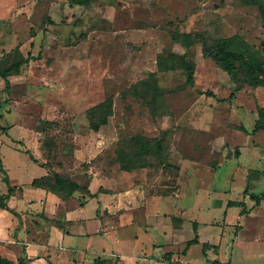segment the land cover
Segmentation results:
<instances>
[{
    "label": "rangeland",
    "instance_id": "1",
    "mask_svg": "<svg viewBox=\"0 0 264 264\" xmlns=\"http://www.w3.org/2000/svg\"><path fill=\"white\" fill-rule=\"evenodd\" d=\"M222 51L237 58L231 76L215 59ZM255 78L264 80V0H0L9 184L29 195L43 167L37 186L69 207L85 201L94 175L103 191L123 172L127 239L149 226L136 217L149 200L165 198L152 205L179 228L174 262L264 264V130L253 132L264 86ZM55 176L84 189L69 192ZM229 200L239 203L225 209ZM194 226L199 242L184 250Z\"/></svg>",
    "mask_w": 264,
    "mask_h": 264
},
{
    "label": "crops",
    "instance_id": "2",
    "mask_svg": "<svg viewBox=\"0 0 264 264\" xmlns=\"http://www.w3.org/2000/svg\"><path fill=\"white\" fill-rule=\"evenodd\" d=\"M41 168L39 178L47 175V170ZM117 175L116 189L107 178L109 185L103 186V191H99L103 184L98 183L94 175L87 186L85 201L69 207L46 187L31 186L30 194L25 195L23 187L27 186L14 183L23 191L17 187L13 195L5 199L6 205L18 216L0 208V256L12 264H18L19 257L28 259L29 264H179L181 259L174 262L173 250H170L179 228L170 220L173 217L163 216L152 205L157 201L167 202V199L149 200L147 210L136 216L149 226L145 230L137 229L138 237L133 241L125 237L126 224L131 218L126 209L132 200L129 198L127 202L121 188L125 185L124 173ZM6 192L7 187L0 194ZM69 199L73 203V197ZM134 202L138 203L137 196ZM227 202L223 207L233 209L227 207ZM161 234L163 239H158L157 235ZM143 235L148 237V243L141 240ZM158 250L163 251L154 254Z\"/></svg>",
    "mask_w": 264,
    "mask_h": 264
},
{
    "label": "trees",
    "instance_id": "3",
    "mask_svg": "<svg viewBox=\"0 0 264 264\" xmlns=\"http://www.w3.org/2000/svg\"><path fill=\"white\" fill-rule=\"evenodd\" d=\"M70 1L73 4H77V5H87L89 3V0H70ZM215 59L217 61H219V63L221 64L222 68L226 71V73L229 76H231L233 74V71L235 70L234 62L237 59L236 57H229L225 52L222 51L221 53L215 55ZM183 61L185 63V67H186V70H187V78H186V80H187L188 83L192 84L193 83L194 66L190 62H187L185 60H183ZM2 78L4 79L5 87L7 88L9 86L10 82H9L8 78L6 77V75H3ZM255 82H256L257 85L264 86V80L255 78ZM207 95L208 96H212V94H210V93L207 94ZM258 115H259L260 118L255 123V127L253 129L254 133L259 131V130H264V109H260L258 111ZM104 123H105V121L101 122V124H104ZM93 129L97 130L98 129V125H94ZM30 158L35 162V160L32 158V156ZM124 170H127V169H124ZM0 173L3 175V181L7 185L6 194H0V208L7 210L8 212L14 214L15 216H18V214L16 212L12 211L5 203V199H7L11 195H13V193H14L16 188H14L13 186H10V184H9V176H8V174L6 172V169L3 166V163L1 161V159H0ZM39 179H44V176L40 177L38 179L37 178L34 179L31 182V185L34 186V187H38L37 186V181ZM54 183H55V185H58L61 188L67 189L69 192H74V191H77V190H83L84 189L79 184L74 183V182H68V181H66V180H64V179H62V178H60L58 176H55ZM88 195L93 197V195H91L89 192H88ZM251 197L255 198L256 200L259 199L258 196H254V195H251ZM238 203L239 202H236V201H233V200H229L227 202V207H235V206L238 205ZM194 233H195V236L192 239L186 241L184 250L188 249L191 245L198 244L199 240H198V235L196 233L195 226H194ZM206 245H207L206 243L203 244V248H202L203 251H204V248H205ZM17 262H18V264H29L28 259H26L25 257H19ZM0 264H12V262L10 260L0 256ZM228 264H230V263H228Z\"/></svg>",
    "mask_w": 264,
    "mask_h": 264
}]
</instances>
